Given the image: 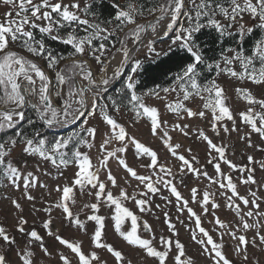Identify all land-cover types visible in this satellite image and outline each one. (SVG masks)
<instances>
[{
    "label": "snow or ice",
    "instance_id": "1",
    "mask_svg": "<svg viewBox=\"0 0 264 264\" xmlns=\"http://www.w3.org/2000/svg\"><path fill=\"white\" fill-rule=\"evenodd\" d=\"M0 6V264H264V0Z\"/></svg>",
    "mask_w": 264,
    "mask_h": 264
},
{
    "label": "rangeland",
    "instance_id": "2",
    "mask_svg": "<svg viewBox=\"0 0 264 264\" xmlns=\"http://www.w3.org/2000/svg\"><path fill=\"white\" fill-rule=\"evenodd\" d=\"M5 11L4 7L3 6H0V16H2V13ZM157 47H161V45H157ZM41 65L43 66V62H40ZM66 63H69V61H66L64 62L63 64H66ZM50 77L53 76L52 73H49ZM223 84H225L226 87H228L229 89V95H232V88L234 86V84L236 82H229L227 81L226 79H222L221 81ZM248 87H250L254 93H256L258 96L261 95V94H264V87H258V86H255V85H251V84H248L247 85ZM149 103H157L156 101L154 100H150ZM235 103V101H234ZM166 119L168 120H172L174 119V117H172L171 114H168L166 117ZM125 119H127V117H125ZM122 123L124 121H121ZM137 129H139V131H136L135 129L129 127L128 128V131L134 135H137L138 138L142 139L143 142H145L146 144H149L151 145L153 148L157 149V150H160L161 149V145H160V142L159 141H153L152 138L150 137V134L148 132V129L146 127H144L143 123L141 124H138L137 125ZM210 135H214L212 133H209ZM223 138V137H222ZM230 139L233 141V148H234V155H233V149H230L229 150V158L230 159H233L235 162L239 163V164H246L247 163V154H254L255 157L257 159H264V153H260V152H256V153H253V150L252 149H247V154H245V146L242 144V143H239L237 140H236V134L233 133L232 136L230 137ZM253 141L254 142H259L258 141V137H256L255 135H253ZM217 143H220V140L217 139L216 140ZM186 144L188 143H191V141H185ZM195 147V145H193ZM199 155L201 156V162L203 163V156H204V152L202 150V147L199 151ZM146 162V161H145ZM114 167V165H113ZM207 170L211 173L213 170L211 169L210 166H208ZM225 171H227V168L225 166ZM234 177L237 175V174H233ZM264 175V173H262L259 168H257V172H256V178L257 179H260L261 176ZM187 184H193L194 183V180H193V177L191 176H188L186 178V181H185ZM204 185L201 184V187H203ZM245 187L246 186H241L240 187V191H241V194H244V191H245ZM255 187V186H253ZM183 191V189H181ZM167 194V193H165ZM261 196H264V192H261L260 193ZM159 202V201H157ZM262 208H264V204L261 205ZM220 215H221V219H225L226 217H229L230 216V213L227 212V210L225 209H222L221 212H220ZM9 223H11V220L9 219ZM204 226L206 228H209L210 225L207 223V221H205L204 223ZM215 235V234H214ZM108 239L110 242L116 240L117 238L113 235L112 231L109 230V233H108ZM180 239L182 240V242L186 243V244H189V236L186 232L183 231V229H181V235H180ZM225 244L226 245H229V247H226V251L229 252V257L232 258L231 256V251H230V242L228 240L227 237H225ZM197 247L198 246H194V245H191L189 244V254L190 255H194L196 250H197ZM251 251V249H250ZM258 256H260V253H257ZM198 260L202 259L200 257H197ZM262 261H264V256L261 257ZM53 264H55V262H53Z\"/></svg>",
    "mask_w": 264,
    "mask_h": 264
},
{
    "label": "trees",
    "instance_id": "3",
    "mask_svg": "<svg viewBox=\"0 0 264 264\" xmlns=\"http://www.w3.org/2000/svg\"><path fill=\"white\" fill-rule=\"evenodd\" d=\"M52 46L55 47V48H57V50H59V51H61V52L66 51V48H65V46H63V45H59V44H55V43H53ZM64 62H66V61H62V62H61V66H63V63H64Z\"/></svg>",
    "mask_w": 264,
    "mask_h": 264
}]
</instances>
